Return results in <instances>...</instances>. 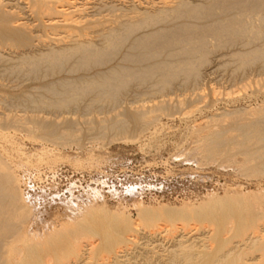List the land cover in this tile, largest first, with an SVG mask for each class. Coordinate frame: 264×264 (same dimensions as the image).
I'll return each mask as SVG.
<instances>
[{
  "label": "bare ground",
  "instance_id": "obj_1",
  "mask_svg": "<svg viewBox=\"0 0 264 264\" xmlns=\"http://www.w3.org/2000/svg\"><path fill=\"white\" fill-rule=\"evenodd\" d=\"M20 3L0 0V89L4 93L0 96V132L26 126L40 140L67 145L78 140L76 128L85 124L91 137L136 139L156 126L162 115L176 113H171L176 105L169 96L166 100L170 91L189 88L202 98L205 76L214 73L216 65L228 70L233 80L254 74L255 78H249L260 80L262 84L254 81L256 86L264 87V76L256 79L264 75V0ZM26 11L35 23L25 20ZM49 29L60 32L42 40V32ZM147 94L166 99L153 96L156 102L152 105H134ZM262 104L205 116L192 129L182 152L200 167L216 163L229 168L232 175L264 180ZM227 117V126L218 124ZM0 135L10 147L14 145L10 132ZM54 150L46 148L40 159ZM73 161L93 163L90 158L86 163ZM21 164L22 160L0 145V264H82L83 246L90 254H104L100 264H116L128 256L124 253L135 243L138 225L147 228L156 215L175 222L186 211L187 219H182L208 221L213 227L205 228L204 238L195 234L176 238L158 264H250L244 256L251 250L258 253L251 258L252 264H264V235L256 233L255 225L260 222H254L259 217L255 216L257 209L264 213L262 184L244 190L234 179L207 189L198 183L175 207L157 199L144 204L135 198L131 202L139 224L126 209L131 203L118 196V190L105 192L118 197L112 207L98 189L88 191L77 204L73 198L67 200L68 195L52 203L42 184L21 174ZM201 175L197 182L204 178ZM136 188L126 191L134 196ZM153 228V238L158 230H170L159 225ZM228 233L240 240L231 243Z\"/></svg>",
  "mask_w": 264,
  "mask_h": 264
},
{
  "label": "rangeland",
  "instance_id": "obj_2",
  "mask_svg": "<svg viewBox=\"0 0 264 264\" xmlns=\"http://www.w3.org/2000/svg\"><path fill=\"white\" fill-rule=\"evenodd\" d=\"M23 2H25V0H22V3ZM22 3L20 4L24 5ZM24 17L27 18L25 20L29 23H35V21H33V15H29L28 12ZM59 32L58 30L54 31L51 29L42 32L44 36L42 40H49L47 38H50V35L52 38L56 37ZM6 52L8 51L6 50ZM213 71L215 72L206 74L205 76L204 89L201 91L203 92L202 94H204L202 98L197 97V91H189V88L184 89V91L181 88H177L176 90H172L174 93L170 91L168 94H164L167 99L163 98L165 97L163 95L159 96L161 94H158L160 98L157 94H155V96L152 94L154 98L157 96L158 98L156 97V99L159 100L163 98L168 101L170 97V100H172L176 107H180L173 108L171 113H176H173L171 116L162 115L158 124L151 127L149 132L139 138L127 140L111 139L110 137L95 138L89 136L87 133L89 131L87 126L82 124L76 128L78 140L72 141L67 145L53 146L52 143L45 142L35 137L28 127L20 126L16 129L5 128L0 132V134L10 132L12 141L14 142L12 147H10L11 143L2 135H0V145L9 149L10 155L15 159L22 160L21 166L18 167L19 171H24L21 174L26 173L27 175H31L35 178V181L42 184L45 193L48 194V198L52 203L57 202L59 197L63 198L64 195H68L67 200L73 198L72 202L77 204V202L84 201L83 199L88 191L91 189H98V191H101L106 196L105 198L109 200L107 202L108 206L112 207L117 205L114 201H116L118 197L113 198L110 194L105 192L114 188L118 190V196L124 197L125 202L131 203L126 209L129 211L131 218L136 223L139 222V224V216L132 205L135 198L144 204L153 203V200L157 199L155 202H161L162 204L166 203L170 204L169 206L171 207H175L182 202L183 198L188 197V195L195 190L198 183L201 184V188L205 187L204 189L215 186L218 182L224 183L225 181L233 179L238 181L239 184L244 187V190L251 187L253 188L255 185H264V180L260 178H254V180L251 178L252 181L249 177H247V179L243 176L239 177V175H232L229 168L226 167L225 169V167L217 166L216 163L200 167L193 159L188 160L185 153L182 152L187 146V140L191 137V133H193L192 129H196V126H198L200 122L207 119L205 116L218 113L219 110L223 111L225 109L238 107L248 108L249 106H251L250 108H255L258 104H264V87L259 84L256 86L258 82L262 84L259 79L264 75H257V77H259L256 79L259 81H252V79L256 77L254 74L245 79L243 77L242 80L239 78L240 76H236L233 80V76L230 78L231 75L228 73L229 71L221 65H216ZM249 77H252V79ZM25 85H28V83L26 82ZM195 92L197 94H195ZM2 94L4 93L0 89V96ZM191 95L193 97L192 99ZM153 96H151V94L141 96L134 105H141L142 102H145V105H150L152 102L155 103L156 99L152 100ZM148 98L152 99L149 101ZM173 100H177V104L180 101L182 105H177ZM193 100L195 102H193ZM2 111L0 104V112ZM100 116H102V114ZM76 117H78V114L74 116V118ZM229 123V117L218 121V124L225 126ZM46 148L55 149L54 154H50V156L41 160L39 154ZM45 156L46 155H44L43 158ZM89 158L93 161L91 165L78 164L73 161V159H77L80 162H85L84 160ZM200 174H202L203 176H201L204 178H200L202 181L197 182L198 180H196V178ZM257 181L260 182L258 183ZM132 186L137 187L134 196H131L130 192L126 191L127 188ZM77 197L80 198L78 199ZM254 209L253 207L251 208L253 213ZM257 210V213L259 212L260 215L257 213L255 214V216L259 217H257L258 220L254 219V222H260V224L255 225L256 227L258 226L256 233L264 235V213H262L260 209ZM186 213L185 215L188 216ZM186 216L183 215L182 218L185 219ZM155 217L156 218H154L152 222L153 224L149 225L147 228L143 225H138L139 232L137 230V234L134 236L136 238L134 239L135 243L127 246V253H124L128 256L121 258L123 261L119 260L116 264H158L161 258L164 257L162 254H166V249L168 247L171 248L174 241L180 236L184 234V236L189 237L195 234L196 236H200V238H204L206 229L213 227L208 221H197L195 219H190V217L188 220L179 217L180 219H176L175 222L165 216L163 217V215L162 217L160 215L159 217L158 215ZM262 217L263 219H261ZM259 218L261 221H259ZM228 221L233 222L232 220ZM158 225L169 228L170 230H158L162 232L157 233L153 238L151 236V233L155 229L153 227ZM229 225H234V223H229ZM195 228H197V231ZM226 235H229L226 237H229L231 243L236 244L240 240V238L236 239L237 237L232 236L234 233H228ZM210 239V245L215 247L217 244H215L212 238ZM145 245H147V247ZM86 247H82L83 259L81 257V261H83L81 263H102L101 259L104 254L100 252H96L97 254H90V251ZM148 248L150 250L147 251ZM250 252H252V250ZM250 252H248V255L246 254L244 258L248 263L252 264L253 261L251 258H253L257 252ZM250 254L251 256H249ZM256 255H258V253ZM152 259L153 262L151 261ZM156 259L157 262H155ZM112 261L116 262V260Z\"/></svg>",
  "mask_w": 264,
  "mask_h": 264
}]
</instances>
